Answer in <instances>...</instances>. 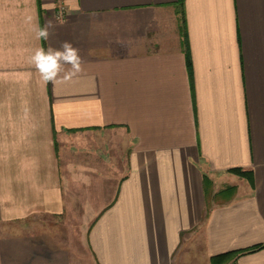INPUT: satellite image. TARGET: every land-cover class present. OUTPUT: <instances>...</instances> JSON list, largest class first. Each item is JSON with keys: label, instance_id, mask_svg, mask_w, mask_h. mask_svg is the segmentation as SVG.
<instances>
[{"label": "crops", "instance_id": "1", "mask_svg": "<svg viewBox=\"0 0 264 264\" xmlns=\"http://www.w3.org/2000/svg\"><path fill=\"white\" fill-rule=\"evenodd\" d=\"M0 227V264H264V0H0Z\"/></svg>", "mask_w": 264, "mask_h": 264}, {"label": "clouds", "instance_id": "2", "mask_svg": "<svg viewBox=\"0 0 264 264\" xmlns=\"http://www.w3.org/2000/svg\"><path fill=\"white\" fill-rule=\"evenodd\" d=\"M34 18L28 17V22L32 23ZM53 28L52 22L48 21L44 27H40L38 22L34 25L35 36L37 40H48ZM30 63L39 73L40 79L45 84H56L70 80L72 77L82 71V57L79 49L72 43L64 41L59 49L48 47L36 48L30 56ZM65 66H70L65 70Z\"/></svg>", "mask_w": 264, "mask_h": 264}, {"label": "trees", "instance_id": "3", "mask_svg": "<svg viewBox=\"0 0 264 264\" xmlns=\"http://www.w3.org/2000/svg\"><path fill=\"white\" fill-rule=\"evenodd\" d=\"M234 172H237L240 175L246 174L244 171H242L240 169H235ZM262 247H264V245H260V246L254 247V248L249 249L247 251H254V250L260 249ZM233 254H234V252H232V253H225V254H221L219 256L213 257L212 258V263L213 264H219V263L223 262L226 258H228L229 256H231Z\"/></svg>", "mask_w": 264, "mask_h": 264}, {"label": "built area", "instance_id": "4", "mask_svg": "<svg viewBox=\"0 0 264 264\" xmlns=\"http://www.w3.org/2000/svg\"><path fill=\"white\" fill-rule=\"evenodd\" d=\"M64 9V8H63Z\"/></svg>", "mask_w": 264, "mask_h": 264}, {"label": "rangeland", "instance_id": "5", "mask_svg": "<svg viewBox=\"0 0 264 264\" xmlns=\"http://www.w3.org/2000/svg\"><path fill=\"white\" fill-rule=\"evenodd\" d=\"M1 228V227H0Z\"/></svg>", "mask_w": 264, "mask_h": 264}]
</instances>
